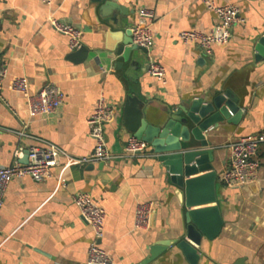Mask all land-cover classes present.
I'll use <instances>...</instances> for the list:
<instances>
[{
	"label": "crops",
	"instance_id": "1",
	"mask_svg": "<svg viewBox=\"0 0 264 264\" xmlns=\"http://www.w3.org/2000/svg\"><path fill=\"white\" fill-rule=\"evenodd\" d=\"M206 0H121L127 6L126 27L138 20V8L154 13L153 44L149 57L165 69V81L147 73L148 60L122 61L115 53L124 26L96 25L89 0H0V59L7 79L27 78L30 92L46 84L64 93L54 114L30 116L25 98L5 80L0 97V166L12 163L17 151L32 146H58L64 154L51 175L36 182L13 179L0 207V264H86L92 230L73 203L77 192L90 194L104 209L99 245L114 264H138L149 257V247L169 241L180 230L179 203L173 186L148 150L128 156L124 145L132 135L124 125L127 97L137 96L158 109H176L179 103L204 93L230 90L242 115L237 123H219L210 131L217 171L216 190L223 225L213 239L196 246L195 264H264V144L257 152L258 175L252 183L226 187L220 174L228 167L229 144L262 130L264 113V60L254 58L253 39L264 33V0H209L233 4L244 21L231 29L224 45L204 56L193 43H182L185 29L208 32L215 15ZM53 16L81 30V44L89 55L80 63L67 58L68 37L48 23ZM117 38V39H116ZM114 108L104 125L111 158L76 163L93 150L87 119L98 97ZM156 108L154 110H156ZM198 172L190 177L201 175ZM155 204L148 230L133 227L138 202ZM148 264H190L175 246H168Z\"/></svg>",
	"mask_w": 264,
	"mask_h": 264
},
{
	"label": "water",
	"instance_id": "2",
	"mask_svg": "<svg viewBox=\"0 0 264 264\" xmlns=\"http://www.w3.org/2000/svg\"><path fill=\"white\" fill-rule=\"evenodd\" d=\"M121 0H89L96 25L124 26L115 53L122 61L147 59V50L132 43L131 28L126 27L127 6ZM117 39V38H116ZM254 58L264 60V33L253 39ZM89 48L81 44L68 53L75 63L83 62ZM137 96L127 97L123 112L124 125L149 147V155L163 169L164 180L173 186L179 203L180 230L176 237L149 247V257L138 264H148L168 246L178 248L190 264L198 261L196 246L202 238L213 239L223 225L216 190L217 171L212 167L214 149L210 131L219 123H237L242 115L238 98L226 89L204 93L184 100L176 109H154ZM21 163L28 162V149L22 151ZM198 172L201 175L190 177ZM99 243V241H98ZM243 261L239 260L238 264Z\"/></svg>",
	"mask_w": 264,
	"mask_h": 264
},
{
	"label": "built area",
	"instance_id": "3",
	"mask_svg": "<svg viewBox=\"0 0 264 264\" xmlns=\"http://www.w3.org/2000/svg\"><path fill=\"white\" fill-rule=\"evenodd\" d=\"M50 5L52 0H43ZM205 6L215 15V22L208 32L196 29H185L177 33V38L182 43H193L204 56L213 52L215 45H224L231 36V29L244 21L240 9L233 4L217 5L206 0ZM138 20L131 27L132 43L144 47L147 56L153 44V31L151 22L154 13L145 7L138 8ZM49 25L58 33L68 37L70 50L80 47L82 32L71 23L60 21L53 16L48 17ZM147 73L164 83L165 69L154 58L149 57ZM5 80L9 88L21 94L27 105L30 116H45L54 114L61 107L64 93L52 84H46L35 92H30L27 78L13 76L7 79V66L0 59V97ZM114 115L113 106L105 97H98L94 110L87 119L89 135L93 140V150L88 155L74 159L76 163L103 162L112 156L108 152L104 140V125ZM264 144V113H262V130L238 138L229 144L228 167L220 174V180L226 187H237L252 183L256 180L259 169L257 152ZM148 144L134 135H129L124 145V152L128 156H138L148 150ZM63 151L52 143L45 147L32 146L28 148V162L21 163L22 151H17V158L8 165L0 166V207L3 203L5 189L13 179L29 177L39 182L51 175V168L58 164V158ZM73 203L79 210L80 217L91 227L92 240L87 248L86 264H114L108 253L99 245L98 241L103 236L105 219L104 209L85 192H77L73 196ZM155 204L152 200L140 201L136 204L133 216V227L138 230H148L151 226Z\"/></svg>",
	"mask_w": 264,
	"mask_h": 264
}]
</instances>
